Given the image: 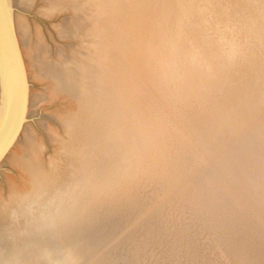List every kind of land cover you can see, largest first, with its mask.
I'll list each match as a JSON object with an SVG mask.
<instances>
[{
    "label": "rangeland",
    "instance_id": "1",
    "mask_svg": "<svg viewBox=\"0 0 264 264\" xmlns=\"http://www.w3.org/2000/svg\"><path fill=\"white\" fill-rule=\"evenodd\" d=\"M104 1L99 0L95 18L93 8L84 0H58L65 9L51 17L42 9L46 0H33L28 9L13 4L11 8L12 15H23L29 27L39 32L52 56L61 49L62 58L74 68L79 57L76 51L83 48L78 28L82 27L87 36L101 31L107 19ZM203 6L209 7L206 3ZM194 21L199 32L205 34L191 80V99L208 101L195 119L208 114L216 118L208 123L209 127L204 120V132L198 129L199 123L188 128L181 125L183 131L195 130L192 136L182 132L192 144L191 150H195V155L187 158L191 157L195 166L185 170V180L212 166L211 162L215 164L212 169H216V159L220 157L227 161L226 175L230 181L220 173L205 180L203 189L222 185V200L230 196L234 206L228 200L210 207L212 201L207 206L203 202L205 197L202 205L206 208L201 212L207 216L232 211L233 217L224 220L217 232L215 223L203 221L199 213L182 207L187 196L168 198L167 207L158 202L170 187L159 186L165 168L158 160L169 158L163 142L175 144V134L181 132L170 127L169 132H161V138H152L150 143L145 133L138 130L117 129L111 138L108 132H101L102 125L109 122L107 98H112L111 114L123 93V82H129L126 74H131L137 85L144 86L141 74L130 63L121 69L115 64L111 71L106 60H102L99 66L104 72L96 68V79L89 71L92 64L85 69L80 65L78 85L73 84L68 91L51 94L47 81H29L30 91L37 96L36 107L29 116L30 145L20 134L19 144L13 149L19 154L16 162L7 158L0 163V211L5 216L0 215V239L16 238L15 249L9 250L13 256L31 257L37 252L43 257L47 255L39 264H264V5L259 6L257 0H214L207 20L200 16ZM192 22L190 18L187 21L190 26ZM183 29L180 37L190 45L191 27ZM117 33L113 45L125 44L122 53L128 52L129 61L133 60L130 41L122 30ZM119 56L116 47L112 59ZM187 70L184 72L189 74L190 69ZM96 112L105 113L98 126L91 117ZM184 118L188 119L186 113ZM70 119L77 126L69 128ZM208 128L219 134L213 136ZM224 128L228 130L220 132ZM206 132L213 138L207 139ZM112 138L118 140L109 147ZM218 146L220 152L216 151ZM95 161L97 165L92 170ZM181 186L171 187L177 191ZM74 191L80 192L77 203L81 208L87 207L88 196L97 197L98 211L92 206L89 209L96 211L94 215L79 217V223L70 221L62 225L64 213L69 219L70 211L77 209L70 206ZM60 210L63 215L55 216ZM27 228L40 231L32 236L31 244L24 241ZM239 235L242 237L237 240Z\"/></svg>",
    "mask_w": 264,
    "mask_h": 264
},
{
    "label": "bare ground",
    "instance_id": "2",
    "mask_svg": "<svg viewBox=\"0 0 264 264\" xmlns=\"http://www.w3.org/2000/svg\"><path fill=\"white\" fill-rule=\"evenodd\" d=\"M57 1L58 0H46L45 6L42 8L43 12L47 13L46 16L51 17L52 14H55L57 11H61V8L65 9L63 8L65 6L63 4H58ZM84 1L86 2L87 6L89 5L91 9L93 8L92 17L95 18L98 15L97 4H99V0ZM32 2L33 0H3L6 16L16 41V46L20 54L22 64L24 66V72L28 85L26 121L24 122L20 132V134L24 135V140L26 143L29 144L31 142V138L29 136L30 134L28 133L32 132L28 125L29 116L34 111L37 103V96H35L30 91V80L36 79L47 81L50 84L49 88H51V94H54L58 93L59 91H68L72 88L73 84H75V87L78 85V76H80L79 73L81 70L79 67L80 65H82V68L85 69L86 65H89V63L92 64V67L89 71L94 74L93 77L96 79V68L102 69L99 66L102 60H106L108 63L107 69L110 67L111 71L113 70L115 64H117V68L121 69L126 68L130 63V65L134 66L135 70L141 74L144 86L140 84L137 85L134 82V79L130 76L131 74H126L129 82H127V84L123 82V93H121V97L118 101L115 111H113L111 114L110 112L112 111V108L110 100H112V98H107V104L109 105L108 109L106 110V116L109 122L104 126L102 125L101 132H108L107 135L109 138H111L113 132H115L117 129L121 132H131L133 130H138L139 132L145 133V137L148 138V143L153 142L152 138H157L159 136L160 139V133L165 132V130L166 132H169L170 127H174L178 132H181L180 134H175L178 137V142H175V144L171 145L167 140L163 142V148H165L167 152L169 151V158L162 159L163 157H160L158 160L162 161L160 163L165 168L164 172L162 171V175H160L161 182L159 183V186L161 184L164 186L168 185L170 187L167 191L166 189L163 190L166 191V193L158 198V202H160L162 206H166L170 204L168 198L171 200L172 197L180 196V194L185 195L188 197V200L183 203L182 207L185 210L190 208L191 211L196 214L199 213L198 215L201 218H204L202 219L203 221L208 219L210 224L215 223L217 225L215 231L218 232L219 227L222 226V222H225L224 220H227V218L230 220V217H233L231 216L232 211H230L229 214L223 211H218L219 213H213L212 215L208 214L207 216H204V213L201 212L206 208V206L202 205L203 199L207 197L203 201L204 203L207 202V206H210V200L212 201V205L210 207H212L214 204L218 205V203L221 202H225L226 204L228 200H230L228 203L234 206L235 202H232V198L230 199L229 195H226L229 196L228 200L227 198L222 200V196L225 193V190L221 189L222 185L215 184L214 186L216 189L213 186L211 190H204L203 184L207 183L204 182L205 180H209L211 177H215L216 175L218 176L220 173H223L220 176L225 178V180L226 178L227 180L230 179V177L228 178V175H226V173H228L226 166L229 163L220 157L216 159V162L218 160V167L216 169H212L215 164L211 162L212 166H207L201 169L202 172L197 171L198 173H193L195 175L193 176V178H195L194 182L192 177L191 180L186 181L185 177L187 176L186 173L188 171L185 172V170L191 168L193 165L195 166V161L192 160L191 157L190 159L187 158L191 156L192 153L195 155V150L192 151L194 149L192 144L188 142L189 139L187 140L182 132H188V134L192 136L191 132L193 133L195 130L183 131L181 128V125L188 128L187 126L190 124L196 125L199 123L198 129L201 132H204V128L201 126V124H206L205 121H208L206 125L209 127L208 123H212L216 118V116L208 114L201 116V118L195 119V116H197L199 111L203 112V105L206 104L205 102L207 100L204 102V100L198 101L199 99L197 100L196 98L191 99L194 91L191 80L194 76L196 59L198 57V52L201 49L205 34V31L202 32L203 34L199 32L201 31L199 30L200 27H198V23H196L194 20H197V18L200 16H203L204 19L207 20V15H210L214 0H105V8L103 13L106 14L107 19L103 23L101 31H94L91 36H87L84 34L82 27L78 28L77 32H79L80 37L82 38L81 45L83 48H80V51H76V55L79 57H76L78 58L77 65L74 68L71 67L72 65L69 66V64H67L62 58L61 49H58V51L53 56L50 54L51 52H49L50 50L46 48L47 46L44 44L42 36L37 30L33 31L29 27V24L26 22V19L23 15H12V4L23 9H28ZM257 2L259 6L264 5V0H257ZM204 3L208 4L209 7L206 9L202 8ZM191 7H193V9ZM239 11L242 12L241 10ZM239 11H237L236 14H238ZM189 18L190 20L193 19L191 26L188 25L189 23H187ZM202 24L204 25V22ZM184 27H189V29L191 27L188 35L189 38H191V40L188 39L190 45L187 44L188 41L186 42L185 40L184 42L180 37V33L184 30ZM118 28H120V31L117 33ZM67 30H69V27L68 29H65V31ZM121 30L125 34L126 40L130 41V54H133V60L130 59L129 61L128 52L127 55L124 52L122 53V51L126 48L125 44L120 45V47L113 45L116 33L119 34ZM33 38L34 41H32ZM116 47L118 50H120V56L117 59L115 57L112 59V50ZM187 55L189 56L186 57ZM126 56L128 61H126ZM175 60H178V62ZM185 68L186 70L190 69L189 74L184 72ZM102 72H104V70ZM111 87L112 86H108L109 90H112ZM198 91H196V93ZM0 101L1 110V85ZM199 105H201L202 108H200L201 106L199 107ZM103 113L104 112H96L91 114L92 121L95 126H98L97 123L99 118L101 120L104 118ZM185 113L188 115L187 120L184 118ZM120 120L122 121V124L119 123ZM67 125L69 128L75 125L73 123V119L68 120ZM211 127L212 124L210 128ZM226 130H228V128H224L220 130V132H226ZM209 132L212 133L213 136L219 134V132L216 131L211 132L210 129ZM209 132L205 133L207 139L213 138L209 135ZM19 136L14 146L8 151L3 160L9 158V161L16 162V158L19 157V154L17 155L13 149L19 144ZM117 140L118 138H112L108 142L109 147L114 145ZM219 148L220 146L217 147L216 151L220 152L221 148ZM3 160L1 162H3ZM96 165L97 161H95L92 165V170L96 168ZM194 170L192 168V171ZM179 184L182 185V188L177 191L172 190V187ZM164 188L165 187H163V189ZM192 190L193 192H189ZM239 190L241 191L244 189ZM240 191L236 193H241ZM243 192L244 191H242V193ZM244 193L245 194L243 195V198L246 195V192ZM241 197L242 196H240V198ZM70 199V206L77 209H72L70 211L69 219L65 218V213L62 210L55 214V216H58L60 213L62 216L64 213L62 225L70 221L79 220L78 218L84 215H94L96 211L92 213L90 209L92 206L96 208L99 205V199L97 200V197L95 198L90 195L87 197V200H89L86 203L87 207H79V203H77V200L80 199L79 191H74ZM244 199L247 200V198ZM232 208L233 207H231V209ZM96 210L98 211L97 208ZM0 215H3L2 211H0ZM2 217L5 216L3 215ZM4 221L7 222V220ZM76 222L79 223L80 221ZM10 231H13V229ZM236 231L238 232L239 229ZM38 232L40 231H37L34 228H27L24 234V237L26 238L24 239L25 243L31 244L32 236ZM232 232L234 233V231ZM240 236L241 235H239V239H236L240 240L242 237ZM234 238L232 239L233 242ZM15 244L16 238L11 237L7 238L6 240L0 239V264H39L38 261L41 258H48L47 255L46 257H43L42 253L38 252L31 257H24L23 255L15 257L11 254V251H9L11 249H15ZM19 245H22V243H19ZM109 248L111 249L110 246ZM113 250H115V248ZM242 251L245 252L243 248ZM110 253L112 254V251ZM113 254H116L115 251ZM67 256L70 257L72 255L69 253Z\"/></svg>",
    "mask_w": 264,
    "mask_h": 264
},
{
    "label": "water",
    "instance_id": "3",
    "mask_svg": "<svg viewBox=\"0 0 264 264\" xmlns=\"http://www.w3.org/2000/svg\"><path fill=\"white\" fill-rule=\"evenodd\" d=\"M0 162L14 146L26 121L27 80L3 0H0Z\"/></svg>",
    "mask_w": 264,
    "mask_h": 264
}]
</instances>
